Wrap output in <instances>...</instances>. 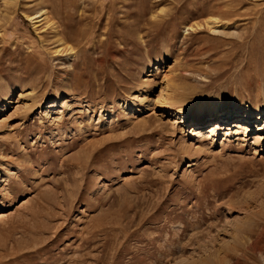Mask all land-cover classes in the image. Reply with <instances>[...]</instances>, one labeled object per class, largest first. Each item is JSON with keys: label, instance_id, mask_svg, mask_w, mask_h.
<instances>
[{"label": "rangeland", "instance_id": "374dc122", "mask_svg": "<svg viewBox=\"0 0 264 264\" xmlns=\"http://www.w3.org/2000/svg\"><path fill=\"white\" fill-rule=\"evenodd\" d=\"M0 264H264V0H0Z\"/></svg>", "mask_w": 264, "mask_h": 264}, {"label": "bare ground", "instance_id": "6f19581e", "mask_svg": "<svg viewBox=\"0 0 264 264\" xmlns=\"http://www.w3.org/2000/svg\"><path fill=\"white\" fill-rule=\"evenodd\" d=\"M16 2V1H15ZM46 12V11H45ZM30 21H35V19L37 18V16L35 15V16H33V15H27L26 16ZM40 17V16H39ZM206 26L210 29V30H212V31H216V30H218L219 28H220V23H219V20H218V18H216V17H211V18H209V19H207L206 20ZM190 28H191V26H190ZM70 48V47H69ZM70 50V49H69ZM72 50V49H71ZM63 51H65V48L64 47H60V48H58V49H56V53H63ZM181 79V78H180ZM166 82H167V84H168V82H170V81H172V80H175L174 78H172V77H167L166 79ZM179 81V80H178ZM54 106V105H53ZM202 111V109L201 108H198L197 109V112L199 113V112H201ZM178 113H181L182 115H193L194 113H192L191 111H182V110H178ZM180 114V115H181ZM211 115H210V117H212L214 114H216V111H215V109H213L212 110V112L210 113ZM220 115V116H219ZM216 116L218 117L216 120H219V119H225V118H228L229 117V115H228V117H227V114H226V112L224 111V112H220L219 114H216ZM214 121H215V119H214ZM223 124H225V123H223ZM208 125V124H207ZM214 125H215V123L214 124H211L205 131H206V133H211L212 131H213V127H214ZM204 130V129H203ZM203 130H200V134H203Z\"/></svg>", "mask_w": 264, "mask_h": 264}]
</instances>
